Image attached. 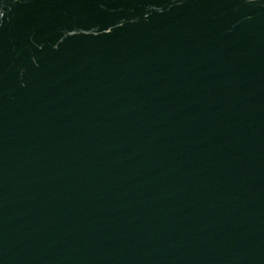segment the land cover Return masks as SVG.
<instances>
[{"label": "water", "instance_id": "95a60500", "mask_svg": "<svg viewBox=\"0 0 264 264\" xmlns=\"http://www.w3.org/2000/svg\"><path fill=\"white\" fill-rule=\"evenodd\" d=\"M0 264H264V0H0Z\"/></svg>", "mask_w": 264, "mask_h": 264}]
</instances>
